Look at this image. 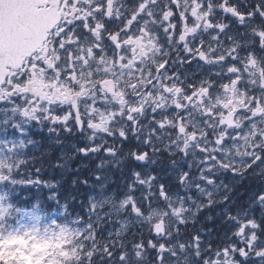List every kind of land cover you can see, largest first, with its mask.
Masks as SVG:
<instances>
[{
	"label": "snow or ice",
	"instance_id": "snow-or-ice-1",
	"mask_svg": "<svg viewBox=\"0 0 264 264\" xmlns=\"http://www.w3.org/2000/svg\"><path fill=\"white\" fill-rule=\"evenodd\" d=\"M33 6L39 49L0 70V264H264V0Z\"/></svg>",
	"mask_w": 264,
	"mask_h": 264
},
{
	"label": "flooded vegetation",
	"instance_id": "flooded-vegetation-1",
	"mask_svg": "<svg viewBox=\"0 0 264 264\" xmlns=\"http://www.w3.org/2000/svg\"><path fill=\"white\" fill-rule=\"evenodd\" d=\"M16 2L17 0H0V70L4 63L11 62L13 59L18 64L23 58L21 53L26 55L34 49H39L40 41L43 39V29L33 19V13H36L37 10L34 6L24 10L12 7ZM6 11L9 12L7 24L3 19ZM32 83L36 91L45 87L40 80L34 79ZM45 131L47 132L46 129ZM167 142L165 139L162 143L160 142V146L165 147ZM125 150L127 148L122 149V154ZM247 188L248 185H244L238 189V192H245Z\"/></svg>",
	"mask_w": 264,
	"mask_h": 264
},
{
	"label": "rangeland",
	"instance_id": "rangeland-1",
	"mask_svg": "<svg viewBox=\"0 0 264 264\" xmlns=\"http://www.w3.org/2000/svg\"><path fill=\"white\" fill-rule=\"evenodd\" d=\"M156 143H158L159 146H160V142H159V141H157ZM160 147H161V146H160ZM33 150H34V149H33ZM33 150H32V151H33ZM127 151H128V149L125 150V152H123V153H126ZM58 155H59V154H58ZM122 155H123V154H122ZM66 157H67V154H66V151H65V155H64L63 159L66 158ZM66 162H68L67 159H66ZM64 165H65V162H64ZM0 166L8 167L9 165H8V164H0ZM64 170H65V169L62 168L58 173L55 174L56 183H57V184H61V185H63V187H61V188L59 189V191H60L61 193H67V192H70L71 190H69V191H67V190H68L69 188H73V187H74V186H73V183H72L73 181H71V180H68V181H67V180H66V177H65V176H69V175H68V173H66V171H64ZM23 171H24L25 173H27L28 169H27V170H24V169H23ZM63 171H64V172H63ZM63 174H64L65 176H64ZM53 175H54V174H53L52 169H51V170H49V171L47 172V176H46L45 178L48 179V178L52 177ZM105 175H109V176H110V175H111V170H110V169H106V170H105ZM62 176H63V178H62ZM32 192L35 193L37 196H39V195H43V196L48 195V190H47V189H45L42 193H41V192H37L35 189H33ZM27 194L30 195L31 193H27ZM108 195H109V193L106 192V193H105V197H107ZM33 203H35V201H34ZM114 219H115V218H114ZM119 219H124V220H126L127 218H126V217H121V218H119ZM203 222H204L203 220L198 221L197 224H196V228L198 229V228L200 227V225H201ZM112 227H113V228H119L120 225H119V224H114ZM145 230H146V229H145ZM121 231L124 232L125 230H124V229H121ZM124 238H125V239H128L129 237H128V236H125ZM70 239H71L70 237L67 238V239H64V238L57 239V241H56L55 243H52L51 241H49L48 243H45V244H42V245L37 246V250L42 251L43 249L48 248V247L59 248V247L61 246V244H63V243H67ZM13 242H14V243H22V242H20V241H13ZM98 243H100L101 246H102L103 241L100 240V239L98 238ZM133 264H137V262H136V261H133ZM139 264H152V261H151L150 257H145V259H144L143 261H140Z\"/></svg>",
	"mask_w": 264,
	"mask_h": 264
},
{
	"label": "trees",
	"instance_id": "trees-1",
	"mask_svg": "<svg viewBox=\"0 0 264 264\" xmlns=\"http://www.w3.org/2000/svg\"><path fill=\"white\" fill-rule=\"evenodd\" d=\"M44 135H47V134H44ZM34 139L37 141L38 147H37V149H34L33 151L35 152V158H36L37 162H40V160H41V154H40V150H39V144H43L44 141L41 139V136L40 135L34 136ZM44 151H48V149L45 148ZM66 159L68 160V162H66ZM64 162H65V165H64V169L65 170L64 171H66V173H68V175H69V176H65L63 174L66 177V180L67 181L68 180H71V181L75 180L76 177L73 176L72 174H69L70 172L74 171L77 168V161H74V155L67 154V157L64 158ZM39 166L42 169H46L47 172L49 170H51V168L48 167V161L47 160H44L42 163H39ZM80 166L83 167L82 164ZM24 170H27V169H24ZM62 178H63V176H62ZM72 189L73 188H69L67 191L72 190ZM96 264H99V261H97Z\"/></svg>",
	"mask_w": 264,
	"mask_h": 264
}]
</instances>
